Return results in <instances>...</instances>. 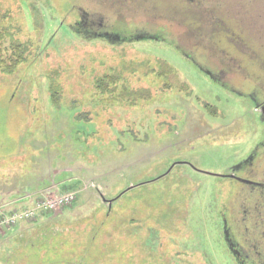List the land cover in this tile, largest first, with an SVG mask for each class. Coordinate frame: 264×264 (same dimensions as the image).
<instances>
[{
	"label": "rangeland",
	"instance_id": "rangeland-1",
	"mask_svg": "<svg viewBox=\"0 0 264 264\" xmlns=\"http://www.w3.org/2000/svg\"><path fill=\"white\" fill-rule=\"evenodd\" d=\"M79 6L130 40L76 33ZM0 34L23 56L0 68V214L77 194L1 226L0 264H237L221 213L245 187L221 174L264 139V0H0Z\"/></svg>",
	"mask_w": 264,
	"mask_h": 264
},
{
	"label": "flooded vegetation",
	"instance_id": "flooded-vegetation-1",
	"mask_svg": "<svg viewBox=\"0 0 264 264\" xmlns=\"http://www.w3.org/2000/svg\"><path fill=\"white\" fill-rule=\"evenodd\" d=\"M85 9L81 6L77 8L78 20L72 25V29L76 33L116 41L130 40L129 29L125 23H122V19L117 22L101 21L100 16ZM113 14L119 15L115 11ZM142 29L137 28L136 31L150 39H156L158 33L146 34ZM160 29L166 34L170 45H172L173 41L168 37L171 34V29L168 26ZM189 60L195 63V66L208 78L221 84L219 81L220 73L223 71L222 67L215 71L209 70L198 64L196 60L190 58ZM247 95L251 96L254 105L260 108L261 118L264 119V96H260V91L256 87ZM240 171H246V175H241ZM221 175L230 180H235L245 187L242 190V195H244L242 203L239 206L232 205L228 212L222 210L221 213L223 221L222 238L226 244L227 255L237 264H264V139L259 140L243 160L230 166L229 170Z\"/></svg>",
	"mask_w": 264,
	"mask_h": 264
},
{
	"label": "built area",
	"instance_id": "built-area-1",
	"mask_svg": "<svg viewBox=\"0 0 264 264\" xmlns=\"http://www.w3.org/2000/svg\"><path fill=\"white\" fill-rule=\"evenodd\" d=\"M55 193L46 195L43 197L37 198L38 200L35 203V207L32 209H23L18 212L17 210L13 211L11 214H0V227L3 225H12L17 220H26L35 218L39 213L43 212H55L58 209H61L64 205L71 204L76 199L75 191L62 192L59 189H54Z\"/></svg>",
	"mask_w": 264,
	"mask_h": 264
},
{
	"label": "trees",
	"instance_id": "trees-1",
	"mask_svg": "<svg viewBox=\"0 0 264 264\" xmlns=\"http://www.w3.org/2000/svg\"><path fill=\"white\" fill-rule=\"evenodd\" d=\"M215 18V17H214ZM217 22V21H216ZM1 37V34H0ZM198 46V45H196ZM22 51L19 47H13V52L9 58L2 57L1 48H0V68L3 69H13L19 62L23 60ZM61 190V188H59ZM50 212H43V215H48Z\"/></svg>",
	"mask_w": 264,
	"mask_h": 264
},
{
	"label": "crops",
	"instance_id": "crops-1",
	"mask_svg": "<svg viewBox=\"0 0 264 264\" xmlns=\"http://www.w3.org/2000/svg\"><path fill=\"white\" fill-rule=\"evenodd\" d=\"M64 190V189H63ZM12 211V210H11ZM8 212H10V210L8 211ZM8 212H4V213H8Z\"/></svg>",
	"mask_w": 264,
	"mask_h": 264
}]
</instances>
